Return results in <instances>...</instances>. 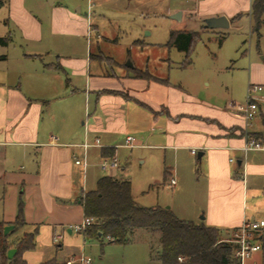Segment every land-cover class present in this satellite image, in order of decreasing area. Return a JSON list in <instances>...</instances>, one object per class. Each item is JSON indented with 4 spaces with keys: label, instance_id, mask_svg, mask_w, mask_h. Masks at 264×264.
<instances>
[{
    "label": "crops",
    "instance_id": "crops-1",
    "mask_svg": "<svg viewBox=\"0 0 264 264\" xmlns=\"http://www.w3.org/2000/svg\"><path fill=\"white\" fill-rule=\"evenodd\" d=\"M252 1L174 0L170 8V0H155L166 7L169 19L182 23L177 30L197 23L199 30L192 31L199 39L203 34L223 37L219 50L228 29L245 28L248 56L236 69H244L247 85L264 87V24L253 31ZM3 7L0 38L8 40L0 44V222L12 225L22 203L24 225L16 231H24L13 240L16 231H10L8 240L37 231L35 248L22 255L26 264H64L42 249L55 246V253L73 256L93 240L70 228L84 219L78 195L88 191V161L94 155L101 159L106 148H113L116 156L126 136L136 137L132 148L162 150L169 156L167 173L184 195L168 207L178 218L215 227L227 241L244 222L264 220V150H243L246 139L240 129L245 122L232 110L233 101L225 112L203 109L198 100L200 109L186 108L182 87L145 71L148 61L143 63L141 55L130 61L133 67L108 55L121 30L117 26L116 34L107 37L94 20L95 11L82 16L80 7L72 11L55 0L47 8L28 0H8ZM158 10L143 6L140 13L163 15ZM176 12H181L179 20L170 17ZM218 16L228 20L227 28L204 27V19ZM168 41L163 56L173 48L184 59ZM254 41L256 60L251 57ZM133 45L142 49L144 42L138 39ZM182 61L175 67L183 68ZM168 68L174 66L168 63ZM256 118L260 122L247 130L263 134L264 111ZM76 159L86 166L75 164ZM106 174L116 178V170ZM258 241L261 249L244 264H264V228Z\"/></svg>",
    "mask_w": 264,
    "mask_h": 264
},
{
    "label": "rangeland",
    "instance_id": "rangeland-1",
    "mask_svg": "<svg viewBox=\"0 0 264 264\" xmlns=\"http://www.w3.org/2000/svg\"><path fill=\"white\" fill-rule=\"evenodd\" d=\"M28 1L35 6L40 4L46 8L49 3V0ZM55 1L56 4L67 5L72 11L80 7L79 14L82 16L87 12L95 11L94 20L107 37L115 35L116 28L119 27L121 32L118 34V42L109 44L108 55L123 64H126L128 60L133 61V57L139 59L138 55H141L143 63L148 61L145 71L157 77H166L169 82L182 87V92L187 97L185 99L186 108L200 109L196 107L198 104L196 100H198L201 107H206L203 109H216L219 112L221 110L225 112L229 101L239 105L245 103L248 85L245 82L244 69H236L238 63H242V60L248 56V36L245 28L228 29L230 34L221 50H219V40L215 35H200V39L193 45L190 56L191 64L184 68H176L175 66L182 61L183 54L172 48L166 56H163V45L169 39V31L181 28L182 23L169 19L168 14L164 11L166 7L156 3L155 0ZM173 1L170 0V8L174 6ZM143 6L156 11L162 9L163 15L160 12L148 16L141 15L140 11ZM4 10L5 7H1L0 15L5 12ZM185 28L198 31L199 24L190 23ZM138 39L144 42L142 49L133 45V42ZM78 45L80 46V43ZM243 51L245 53L242 55ZM251 57L254 60L257 59L255 41L252 43ZM167 58L169 61L163 60ZM168 63L174 68L169 69ZM140 75L147 76L148 74L141 73ZM195 102L197 103L195 104ZM258 122H260L259 118H256L251 123ZM235 129L233 128L232 132H238ZM243 133L240 129V134ZM133 137L136 139L135 136ZM139 141L147 143L146 140ZM120 143L124 144L122 140ZM190 157L193 163L197 162V155L192 154ZM116 158L119 164L116 178L130 181L132 197L138 205L170 207L183 198L184 195L181 194L178 185L168 186L170 175L167 171L171 172L169 168L172 165L169 156L165 158L162 150L119 147L116 151ZM99 161L97 155L88 161L89 167L84 184L88 190L94 189L98 176L107 175L106 173L110 172L101 170L96 165ZM200 184L197 188L199 193L202 192ZM195 222L198 221L195 220ZM23 231L24 229H20L14 232L10 239L13 240L15 237L21 236ZM140 232L143 231H135L132 234V242L125 245L110 243L107 238H102L101 242L95 239L86 241L77 250L78 254L76 255L89 257L91 264H161L156 253L159 248L158 234L148 232L142 234ZM225 237L227 238V236ZM55 248V246L45 247L42 251L50 259H53L56 254L57 261L62 263L71 257L64 252L55 253L57 250ZM150 256L153 257L152 260Z\"/></svg>",
    "mask_w": 264,
    "mask_h": 264
},
{
    "label": "trees",
    "instance_id": "trees-1",
    "mask_svg": "<svg viewBox=\"0 0 264 264\" xmlns=\"http://www.w3.org/2000/svg\"><path fill=\"white\" fill-rule=\"evenodd\" d=\"M8 0H0V8ZM252 15L254 18L253 31L257 32L264 24V0L252 1ZM199 34L192 30L171 31L168 45L184 53L181 66L184 68L191 62V53ZM223 37H220L221 43ZM7 37L0 38V44H7ZM3 56H0V59ZM246 139L249 137L263 140L264 133L244 131ZM102 157L114 156L113 148L101 151ZM83 208L84 218H92L93 223L85 228L81 234L90 239L102 241L107 238L110 243L129 244L132 234L136 230H144L150 234H158L157 258L161 264H239L234 256L236 244L224 240L217 228L201 223L178 218L170 208L161 206H140L131 192L129 180L112 176H101L95 188L78 195ZM22 203L18 205V212L10 233L23 226ZM5 224L0 222V264H26L22 255L25 251L35 248L37 231L25 233L15 242H10V233L4 235ZM15 249L11 258L7 251ZM181 258V260H179ZM40 264H55L53 260Z\"/></svg>",
    "mask_w": 264,
    "mask_h": 264
},
{
    "label": "built area",
    "instance_id": "built-area-1",
    "mask_svg": "<svg viewBox=\"0 0 264 264\" xmlns=\"http://www.w3.org/2000/svg\"><path fill=\"white\" fill-rule=\"evenodd\" d=\"M238 115L242 117L245 122L244 131H248V127L251 122L256 118L259 111H264V87L261 85L250 84L246 90L245 103L243 105L233 103L231 106ZM246 139V138H245ZM96 146H99V141L96 139ZM89 144L85 143L84 147H88ZM124 147L132 148L136 146L135 138L133 136H126L124 140ZM264 150V139L256 140L249 137L246 139L244 151L247 150ZM191 154H196L195 149L189 150ZM75 164L86 166L84 161L75 160ZM101 170L115 171L119 168L118 160L116 156L109 158L102 157L98 163ZM175 185V180L170 179L168 186ZM93 223L92 218L85 217L80 223H76L70 226L74 232L81 233L85 228ZM264 228V220L257 222H244L233 234L232 242L236 244L234 256L237 258L239 264H244L245 260L250 258L254 252L261 249V245L258 241V234L261 229ZM181 260V258H179ZM64 264H91V259L83 255H73L68 257Z\"/></svg>",
    "mask_w": 264,
    "mask_h": 264
},
{
    "label": "water",
    "instance_id": "water-1",
    "mask_svg": "<svg viewBox=\"0 0 264 264\" xmlns=\"http://www.w3.org/2000/svg\"><path fill=\"white\" fill-rule=\"evenodd\" d=\"M173 19L179 20L181 18V12H176L170 16ZM229 25L228 20L224 16H218V17H210L204 19V27L207 29H215V28H221L225 29ZM128 67H133L132 63L130 60L126 63ZM198 157H201V154L198 155ZM168 208V207H166ZM13 229V225H6L4 226L3 233L4 235L8 234L11 230ZM15 253L14 248H10L7 251V257L11 258L13 254Z\"/></svg>",
    "mask_w": 264,
    "mask_h": 264
}]
</instances>
